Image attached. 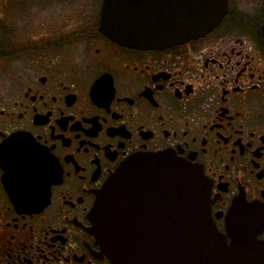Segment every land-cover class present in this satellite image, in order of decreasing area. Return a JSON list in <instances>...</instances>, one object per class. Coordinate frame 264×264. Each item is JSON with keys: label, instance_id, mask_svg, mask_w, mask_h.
<instances>
[{"label": "flooded vegetation", "instance_id": "af4514ba", "mask_svg": "<svg viewBox=\"0 0 264 264\" xmlns=\"http://www.w3.org/2000/svg\"><path fill=\"white\" fill-rule=\"evenodd\" d=\"M103 2L0 0V157L36 148L21 193H9L0 164V264H123L92 211L141 152L200 167L217 232L232 241L238 203L264 243V0H228L205 35L148 49L99 30ZM147 199L124 204V228L146 240L157 215Z\"/></svg>", "mask_w": 264, "mask_h": 264}, {"label": "water", "instance_id": "95a60500", "mask_svg": "<svg viewBox=\"0 0 264 264\" xmlns=\"http://www.w3.org/2000/svg\"><path fill=\"white\" fill-rule=\"evenodd\" d=\"M227 6L228 0H104L99 30L128 47L162 48L205 35L217 26ZM5 149L0 157L3 180L16 195L24 179L33 175L28 159L36 148L27 142L23 153ZM137 194L157 202L147 240L146 233L140 238L134 229L124 228L131 216L124 204H133ZM209 194L200 167L167 151L141 152L105 183L92 218L102 241L123 264H264L254 210L238 203L231 207L228 243L215 229ZM154 195L158 197L150 198Z\"/></svg>", "mask_w": 264, "mask_h": 264}, {"label": "rangeland", "instance_id": "374dc122", "mask_svg": "<svg viewBox=\"0 0 264 264\" xmlns=\"http://www.w3.org/2000/svg\"><path fill=\"white\" fill-rule=\"evenodd\" d=\"M31 3H34L36 5H40L43 8H48L56 6V5H62L65 0H27Z\"/></svg>", "mask_w": 264, "mask_h": 264}]
</instances>
